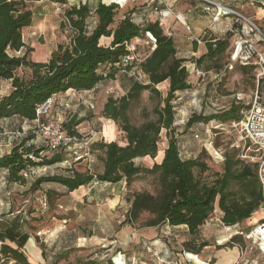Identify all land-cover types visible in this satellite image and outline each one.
Returning <instances> with one entry per match:
<instances>
[{
    "label": "trees",
    "instance_id": "trees-1",
    "mask_svg": "<svg viewBox=\"0 0 264 264\" xmlns=\"http://www.w3.org/2000/svg\"><path fill=\"white\" fill-rule=\"evenodd\" d=\"M27 1L31 0H0V84L10 82L11 87L9 94L0 98V122L16 118L25 125L35 123L37 110L59 94L73 90L82 96L96 90L106 81L117 79L120 74H128L134 79L123 97L108 98L102 109L103 117L114 121L118 130L125 135L126 144L120 145L116 141L107 143L103 140L89 144L85 153L97 155V160L102 165L100 172H80L70 165L64 175L35 178L29 190L20 193L21 197L26 198L25 202L28 201L27 196L41 191L45 184L61 186L68 194L96 182L111 185L125 182L130 189L140 177L150 176L156 179L158 191L155 194L143 191L129 195V209L123 224L134 226L143 216H148L142 228L185 227L192 240L184 243V253L197 256L211 246L203 241L196 247L193 241L199 240L202 229L216 211L220 212V221L224 227L236 228L264 209L263 186L259 178L260 163L243 159V153L235 145H230V150L223 152L222 171L215 174L212 181L202 178L203 174L210 171L207 162L203 160L208 151L204 144L198 157H182V145L175 135L174 102L178 94L190 91L192 85L185 65L188 60L177 57L175 41L165 34L160 19L151 20L148 15L136 18L137 6L128 9L129 7L119 5L125 0L101 2L96 9H91L88 3L70 6L64 11L60 23L61 31L68 34L67 43L59 44L47 62H35L29 58L33 49L27 47L23 37V31L32 27L34 21V14L28 8ZM54 1L68 6L66 0ZM149 7L152 11L153 5ZM239 27L234 19L232 31H228L223 38L206 36L203 41L207 54L196 58V67L200 69L198 66L210 63L215 65L227 48L230 60L231 40ZM147 34L153 36L156 48L152 50L149 47L143 55L132 50L131 42ZM103 40L108 43L103 44ZM131 54L143 61L139 63L135 60L124 66V60ZM237 67L243 71L251 69L256 76L257 67L253 64L246 67L236 65L235 68ZM21 69L30 70V75L20 77L17 72ZM135 70L143 73L146 77L144 82H139L131 75ZM207 73L220 75L222 79L229 72L208 67ZM166 82L169 87L164 97L158 86ZM145 92L149 93L151 100L158 103L153 110L154 119L137 126L130 121L128 113L131 105ZM247 104L235 101L228 109L209 116L193 113L187 120L186 128L203 123L207 126L218 122V126L238 122L241 113L248 107ZM44 119L45 117L41 118L46 122ZM85 121L93 123L92 119L74 120L72 114L63 123L66 135L76 139V147H80L84 139L78 128ZM163 131L166 132L168 146L162 162L154 163L150 168L137 164L136 161L140 159L157 158ZM35 139V134H26L19 139L9 155L0 158V170L8 171L10 184H27L29 179L21 175L24 171L32 172L66 162L65 148L51 153L46 146H37ZM208 140L215 143L213 136L209 135ZM215 147L220 149L218 145ZM53 195L58 203L64 196L60 191L46 190V205L50 209L56 204ZM11 211L15 212L13 206ZM32 231L34 229L28 233L39 244L45 262L49 257L40 243V232L33 235ZM241 233L243 234L233 236L226 244L219 245L218 250L239 245L245 238V233ZM259 234L264 237V231ZM62 237L65 238L63 235ZM77 238L79 237L75 236L70 243L66 242L67 245L63 246L58 255L71 253L75 249L74 241ZM6 241V236L0 232V264H32L21 246L13 248ZM86 264L95 262L88 261Z\"/></svg>",
    "mask_w": 264,
    "mask_h": 264
},
{
    "label": "rangeland",
    "instance_id": "rangeland-1",
    "mask_svg": "<svg viewBox=\"0 0 264 264\" xmlns=\"http://www.w3.org/2000/svg\"><path fill=\"white\" fill-rule=\"evenodd\" d=\"M66 1L68 6L57 3L54 0L27 1L28 8L34 14V21L32 27L23 31V37L27 47L33 49V53L29 55L31 60L35 62H47L59 44L67 43L68 34L61 31L60 23L63 20L64 11L68 7L88 1L95 6L97 2L101 3L104 1V3H110L112 0ZM244 16L250 19L264 33V25H260L247 15ZM144 39H148L146 35ZM107 43L108 41L103 40V44ZM147 50L142 51L141 55L145 54ZM228 55L229 48L216 60L215 65L210 63V65L203 64V66H197L204 72H207L208 67L210 69L217 67L223 70L229 62ZM186 59L188 62L185 65L189 71V81L192 89L178 94L174 102L176 107L175 135L182 145V157L186 159L198 157L203 150L202 146L204 142L209 139V135L214 138V147L218 145L220 147L219 150H222V152L230 150L229 147L233 144L244 156L253 155L251 151H247L248 144L242 139L238 128L234 125L235 122L218 126V122L209 123L207 126L205 123L203 125L195 124L191 128H186V123L193 113L209 116L228 109L236 101L237 95H241L244 98L245 105L256 97L264 104V77L259 82L251 69L243 71L237 67L227 73L222 79L220 77L215 79L213 75H207L205 79H201L191 73V65L195 63L196 59ZM17 75L28 77L30 70L21 69L17 72ZM122 76H125V78ZM133 79L128 74H120L117 79L102 83L91 94H82L83 97L90 98V102L95 107L94 109H88V117L85 118L86 120L92 119L93 123L85 122L78 128L84 138L92 139V143L100 140L109 143V140L103 137L102 132L104 126L110 124L117 130L114 141L120 145L126 144L125 135L118 130L114 121L103 117L102 109L103 104L108 98L119 99L123 97L130 89L132 85L131 80ZM110 89L114 90L113 94L108 93ZM158 89L165 97L168 91V84H161L158 86ZM10 90L11 87L7 82L1 83L0 98L9 94ZM62 99L68 102L71 101V107L80 103L78 96L74 99L71 96H66ZM56 102H58L57 99L54 100L53 109L49 116L44 119L46 122L59 118L65 121L68 115L73 114V108L58 106ZM157 103L158 101L150 99L148 92L143 93L140 99L131 105L128 113L130 121L134 125L140 126L144 122L153 120V110ZM63 108L65 111L61 113ZM4 123V129L0 130L1 134L7 133V136H12L14 135L12 133H16L15 136H19V139L24 138L26 134L27 136L35 134L36 124L28 127L29 125L22 124L16 118ZM22 128L25 129L23 130ZM219 130L222 131L215 135L214 132H218ZM196 134L200 136L199 139L194 137ZM107 138H110V136ZM35 142L37 146H45L38 139H35ZM167 146L166 132L163 131L159 150H165ZM80 147L65 151L66 162L64 164L38 169L36 178L64 175L66 168L70 165L80 172H100L102 165L98 162L97 155H88V153H85L87 150ZM75 150L76 152L78 151L77 157L81 158L82 156L80 161H78L79 159H75L76 156L73 153ZM48 156H51V154H48ZM203 160L207 162L210 171L203 174L202 178L203 180L212 181L215 174L222 171L224 161L213 159L211 151H207L204 154ZM255 160L259 159L256 158ZM159 162H161V158L154 160L145 158L136 161L137 164L148 168L152 167L154 163ZM44 186L41 191L27 196L28 203L25 202L26 198L21 197V194L18 192L17 201L13 206L15 212L18 214L19 226L26 225L25 228L29 232L34 229L32 231L33 235L40 232V243L47 250L49 257V260H46L42 264H86L88 261H93L95 264H216L217 260L213 257L212 252H216L219 245L226 244L233 236L241 235V232L245 233L243 241L234 248L223 249V252L220 253V258L222 259L224 256H240L238 261H234L231 264H264L262 242L260 237L255 236V231L262 225L264 220V209L259 210L251 220L240 224L236 228L227 230L219 222L212 223L210 224L212 226L203 228L199 235V240H194L193 244L197 247L201 242L207 241L211 248L205 249L203 257H207L208 259L205 260L203 257L196 255L195 261L191 259L194 258L192 256H195L192 255L189 261L187 259L188 255L184 253V243L192 240V238L185 231L186 229H172L168 226H164L161 229L142 228L141 226L145 223L148 216H143L134 226L123 224L125 215L129 209L128 196L134 192L143 191L155 194L159 189L155 178L150 176L140 177L133 183L130 189L127 188L125 182L116 185L93 183L89 188L90 194L81 198L78 211L63 209L54 195L55 206L50 209L47 204L44 207L43 203L47 201L45 197L46 190H59L60 192L63 190L61 186L53 184H45ZM22 213H25L28 221L24 220L25 216H22ZM31 214L33 215L31 216ZM21 216L23 218L22 222L19 219ZM213 217H215V214ZM73 232H75L74 235ZM62 235L65 236L64 239ZM246 235L249 237H246ZM259 235L264 240L263 235ZM75 236L79 237L74 241L75 249L65 256H59L60 250H62L63 246L67 245L66 242L70 243ZM36 245L39 248V244L36 243ZM27 257L32 264H36L33 255H27Z\"/></svg>",
    "mask_w": 264,
    "mask_h": 264
},
{
    "label": "crops",
    "instance_id": "crops-1",
    "mask_svg": "<svg viewBox=\"0 0 264 264\" xmlns=\"http://www.w3.org/2000/svg\"><path fill=\"white\" fill-rule=\"evenodd\" d=\"M214 1H218L223 5L242 13L243 15H247L260 25H264V0ZM81 3H88L91 9H96L100 2H97L95 6H93L90 1L80 2L77 5H80ZM150 5H153L152 11L149 7ZM123 6L127 8L129 7L128 9H132L133 7L137 6V13L135 14L136 18L141 19L143 16L148 15L149 19L151 20H162L161 28L164 30L166 35L173 37L177 47L178 58H201L202 56L207 54V47L204 43H196L193 38L202 36L205 31H208V35L213 36L214 38H223L224 36H226L228 31H230V28H232L234 25L233 17L221 19L218 23L214 24L213 17L215 15V11H207L208 4L203 0H125ZM161 13H166L167 16H165L164 19H161ZM177 16H179L180 20L177 19ZM233 39L231 40V46L233 43ZM131 47L140 53L145 49H149V40L144 39V37L136 38L131 42ZM258 47L264 54V43H259ZM193 65L196 66L195 63L192 64L191 69L193 68ZM204 73H206L207 75L215 76V74L213 73ZM122 77L125 78V76ZM7 83L10 86V82ZM166 84H168L169 87V83L166 82ZM94 91L86 92L85 95L91 94ZM66 96H71L72 99H74L75 97L77 98L78 96L79 99L84 98L86 102H90V98L83 97L73 90H70L64 94H59L53 97L52 99L58 100V102H56L58 106L69 108L71 107V101L68 102L62 99ZM71 108H73L72 118L74 120H79L80 118L85 119L88 117L89 107L87 105H81L80 103H78V105L73 106ZM61 111V113H64V108ZM7 121L9 120L0 122V129H4V122ZM33 124L35 123H28L26 125H29L28 127H30V125ZM24 129L25 128H23V130ZM107 132H109L110 138L106 137ZM116 132L117 130L115 129V127L109 124L104 126L102 135L104 138L108 139L109 142H112L116 139ZM12 134L14 135L7 136V133L1 134L0 132V158L9 155L13 147L19 142L18 136H15L16 133ZM165 150H159L158 156L161 153V162L164 158ZM35 178L36 175H33L31 178H29V180H27V184L25 185L10 184L8 182V171L0 170V232H2L6 236V243L9 246L13 248L21 246L26 255L34 256L36 264H42L45 262L42 258L41 250L36 245L34 237L30 233H28L25 228L26 225L22 227L19 226L17 212L11 213L12 206H14L16 203L18 192L23 193L28 191ZM92 184L86 187H82L79 190L68 194L66 189L62 188L63 190H61L60 193L64 196L61 198L60 203H62V205H60V207L71 211H78V207H80L79 204L81 202V198L90 194L89 188L92 186ZM26 203H28V201ZM23 215L25 216V213H22V216ZM216 215L220 219V212L216 211ZM22 216L21 218H19L21 219V222L23 221ZM24 220L28 221L27 216L24 217ZM210 226L212 225H206L204 226V228ZM177 228L186 229L185 227ZM208 248L211 247H207L205 249ZM205 249L199 255L200 257H203ZM222 252L223 250H217L216 252H212L213 257L217 260L216 264H231L232 262L238 261L240 259V256H224V258L221 259L220 253ZM203 259L207 260L208 258L203 257Z\"/></svg>",
    "mask_w": 264,
    "mask_h": 264
},
{
    "label": "built area",
    "instance_id": "built-area-1",
    "mask_svg": "<svg viewBox=\"0 0 264 264\" xmlns=\"http://www.w3.org/2000/svg\"><path fill=\"white\" fill-rule=\"evenodd\" d=\"M208 4L207 11H215V15L213 17V23H218L221 19L233 17L235 19V23L239 24V31L234 35L233 43L230 49V60L225 67V70L228 72L233 71L236 65L240 66H250L251 64L257 67L256 77L260 81L261 78L264 77V54L259 49V43H264V35L260 31V29L248 18H246L242 13L223 5L222 3L214 0H203ZM123 6V4H119ZM161 19H164L166 13L160 14ZM177 19L180 20L179 16ZM162 20H160L161 22ZM162 23V22H161ZM233 27L230 28L232 31ZM149 39V45L154 50L156 48V43L151 34L146 35ZM208 36V31H205L202 36L195 37L193 40L198 43H204V38ZM132 48V47H131ZM132 50H134L132 48ZM137 60L139 63L143 61L139 60L136 55L131 54L124 60V66H127L130 62ZM191 73L197 76L198 78L205 79L207 74L204 73L202 70L198 69L195 65L191 70ZM139 82H144L146 77L140 70H135L131 73ZM220 75L215 74L214 78L218 79ZM108 93L113 94L114 90L110 89ZM236 101L238 103L244 102V98L241 95H237ZM81 105H87L89 109H94V105L91 102H86L84 98H80ZM54 100L50 99L46 102L43 106H41L37 110V120L36 123V130L35 135L41 143H44L45 146L48 148L49 152L56 153L60 149L65 148V150H73L76 149V139L69 138L63 128V123L60 118L56 120H52L49 122H43L41 120L42 117H48L50 112L53 109ZM248 107L241 113V119L238 122H235V127L238 128L242 139L248 144L247 151H251L253 155L247 156L243 155V159H250L253 162L260 163L259 169V178L263 186V197H264V104L259 101V98L256 97L254 100H251L250 103L247 104ZM19 138V136H18ZM196 139H199V136H195ZM92 143V139L84 138L81 142V147L86 149L89 144ZM205 148L208 151H211L213 159H219L220 161H224L223 152L219 149L214 147L212 141H205L204 143ZM78 152V151H77ZM73 152L76 155L78 153ZM82 158V156H81ZM77 157L75 159H81ZM259 160H255V159ZM74 159V160H75ZM76 161V160H75ZM38 170H33L32 172L24 171L22 172V176L26 179L31 178L33 175H37ZM44 207H46V203H43ZM221 223L220 219L216 216L212 217L207 225L212 223ZM222 224V223H221ZM226 228V227H225ZM227 230L231 228H226ZM264 231V223L258 227L255 231L258 237L261 239V246L264 252L263 243L264 240L262 236L259 235V231ZM243 234V233H240ZM254 234V233H253ZM248 235H246L247 237ZM249 237V236H248ZM188 255V260L193 254L185 253ZM194 259L197 258L196 255L192 256ZM196 261V260H195ZM205 264V263H203Z\"/></svg>",
    "mask_w": 264,
    "mask_h": 264
},
{
    "label": "bare ground",
    "instance_id": "bare-ground-1",
    "mask_svg": "<svg viewBox=\"0 0 264 264\" xmlns=\"http://www.w3.org/2000/svg\"><path fill=\"white\" fill-rule=\"evenodd\" d=\"M109 136V132H107V137ZM158 158H161V153L159 154Z\"/></svg>",
    "mask_w": 264,
    "mask_h": 264
}]
</instances>
